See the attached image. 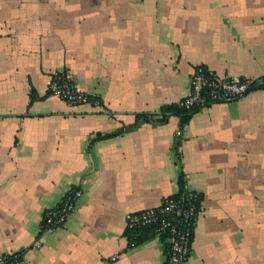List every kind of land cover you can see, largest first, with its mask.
I'll return each instance as SVG.
<instances>
[{"label": "crops", "instance_id": "crops-1", "mask_svg": "<svg viewBox=\"0 0 264 264\" xmlns=\"http://www.w3.org/2000/svg\"><path fill=\"white\" fill-rule=\"evenodd\" d=\"M200 65L262 84L264 0H0V255L165 264L164 240L132 245L126 218L190 188L186 264H264V88L161 120ZM62 71L101 106L50 95ZM71 188L75 212L42 234Z\"/></svg>", "mask_w": 264, "mask_h": 264}, {"label": "built area", "instance_id": "built-area-1", "mask_svg": "<svg viewBox=\"0 0 264 264\" xmlns=\"http://www.w3.org/2000/svg\"><path fill=\"white\" fill-rule=\"evenodd\" d=\"M254 82L250 78L221 77L208 67L200 65L191 75L189 95L179 105L187 109H202L213 104L239 100L255 90ZM48 92L71 107L88 103L101 106V101L83 90L67 71L50 76ZM82 197L81 188L69 189L58 204L45 212L41 233L53 234L63 227ZM202 201L200 192L183 188L178 194L166 197L156 208L128 215L126 233L129 241L132 245L139 244L135 239L140 236V232L148 230L150 238L164 240L165 264H186L191 256L194 230L202 210ZM40 245L38 241L35 247L39 248ZM118 257L116 255L112 260L115 261ZM0 264H24V260L21 254H2Z\"/></svg>", "mask_w": 264, "mask_h": 264}, {"label": "trees", "instance_id": "trees-1", "mask_svg": "<svg viewBox=\"0 0 264 264\" xmlns=\"http://www.w3.org/2000/svg\"><path fill=\"white\" fill-rule=\"evenodd\" d=\"M259 81H260V79L259 80H256L254 82V88L255 89L264 88V79H263L262 84H260ZM197 110H198L197 108L187 109V108L182 107L180 105H172V106H169L167 108H164V110H163V116H162V119L161 120L162 121H166L167 120V116L169 114H174V115L180 116L181 119H182V122L183 123H186L190 119L191 115L194 114ZM132 237L133 236L131 235L130 238H132ZM149 238H150V233L147 230L145 232H140V236L137 239H135V241L138 242V243H141V242H143V241H145V240H147Z\"/></svg>", "mask_w": 264, "mask_h": 264}]
</instances>
